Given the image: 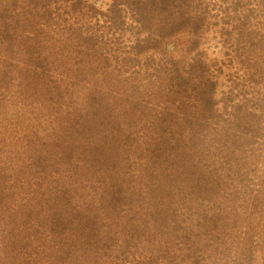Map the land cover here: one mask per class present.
I'll return each mask as SVG.
<instances>
[{
    "label": "trees",
    "instance_id": "16d2710c",
    "mask_svg": "<svg viewBox=\"0 0 264 264\" xmlns=\"http://www.w3.org/2000/svg\"><path fill=\"white\" fill-rule=\"evenodd\" d=\"M0 0V264H264V0Z\"/></svg>",
    "mask_w": 264,
    "mask_h": 264
},
{
    "label": "rangeland",
    "instance_id": "374dc122",
    "mask_svg": "<svg viewBox=\"0 0 264 264\" xmlns=\"http://www.w3.org/2000/svg\"><path fill=\"white\" fill-rule=\"evenodd\" d=\"M99 5H101L102 7H105V4L108 3V0H103V1H98Z\"/></svg>",
    "mask_w": 264,
    "mask_h": 264
}]
</instances>
